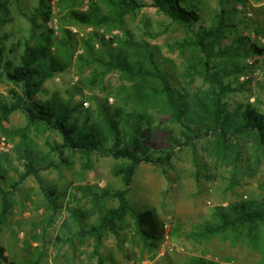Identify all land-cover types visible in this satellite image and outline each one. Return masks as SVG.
<instances>
[{
	"label": "rangeland",
	"instance_id": "374dc122",
	"mask_svg": "<svg viewBox=\"0 0 264 264\" xmlns=\"http://www.w3.org/2000/svg\"><path fill=\"white\" fill-rule=\"evenodd\" d=\"M138 1L148 6L126 15L124 25L116 27L82 24L68 17L69 8L61 0H49L52 16L48 22L41 17L34 20L39 0H10L9 22L0 28V37L5 39L7 56L18 61L23 42L34 35L52 30L60 37L62 28L72 31L75 43L71 66L48 79L37 98L56 96L82 105L83 114H75L74 119L83 120L86 114L96 121L101 103L112 110L124 107L131 111L133 104H125L129 93L124 88L128 90L132 83L117 70L102 77L100 59H107L109 51L122 49L132 61L146 64V44L174 86L189 96L208 100L210 83L188 71L202 54L190 48H174L175 43L188 37L185 27L151 6L152 0ZM187 1L198 4V28L210 27L224 12L233 26L220 44L223 47L237 46L238 37H245L250 45L264 49V0ZM69 2L79 12L88 11L92 2H99L104 11L109 9L104 0ZM86 41H90L91 49ZM211 65L213 71L223 73L226 83L244 85L223 98L230 111L253 105L264 113V51L248 57L216 55ZM11 86L5 78L0 79V98L9 97ZM149 114L152 124L143 134L147 145L154 155L170 149L174 154L165 166L143 162L134 175L128 198L138 211L157 210L167 230L161 246H144L130 215L119 222L118 236H104L98 253L92 237L81 239L79 231L100 216L93 191L122 187L121 179L112 173L121 161L103 152L86 155L65 149L60 155L51 149L55 142H62L57 132L32 128L25 135L16 133L27 126L25 113L17 111L0 126V141L6 139L11 146L9 152L0 155V183L8 189L19 179L26 150L47 168L41 173L42 184L30 175L14 194V206L0 235L10 259L18 264H264V225L252 232L227 231L207 239L196 235L199 226L219 220L220 208L228 211L231 204L255 205L264 200V146H257L254 135L231 134L225 152L218 133L188 143L184 127L172 114L158 107H150ZM50 191L54 194L49 198ZM117 204V200L105 201L106 206ZM70 209L82 211L84 217L79 221Z\"/></svg>",
	"mask_w": 264,
	"mask_h": 264
},
{
	"label": "trees",
	"instance_id": "16d2710c",
	"mask_svg": "<svg viewBox=\"0 0 264 264\" xmlns=\"http://www.w3.org/2000/svg\"><path fill=\"white\" fill-rule=\"evenodd\" d=\"M61 1L69 8L68 17L91 26L122 27L126 15L148 6L138 0H104L108 3L107 11L102 9L99 2H92L88 11L79 12L73 9L70 0ZM150 5L187 30L188 37L175 43V49L190 48L195 53L202 54L192 61L188 71L210 83L212 93L208 100L189 96L174 86L169 73L160 67L154 52L146 44L143 46L148 52L146 64L132 61L122 49L117 52L109 51L107 59H100L104 67L102 77L110 71L117 70L123 79L132 83L128 90L124 88V91L129 93L125 104H133L131 111H127L124 107H116L112 110L108 105L101 103L99 119L96 121H91L90 116L86 114L83 115V120L74 119L75 114H83L80 111L82 105L59 100L56 96L48 100L37 98V95L44 91V84L48 79L65 72L71 66L75 43L72 31L62 28L60 37H56L52 30H47L38 36L34 35L33 38L23 42V50L18 61L7 56L5 39L0 37V79L5 78L12 85L9 89V97L0 98V126L8 121L14 112L23 111L27 126L16 133L25 135L32 128L41 132H57L62 142H55L51 145V149L60 155L65 149L86 155L103 152L121 161L115 165L112 173L121 179L122 187L93 191L95 207L100 210L99 219L90 227H83L79 231L81 239L87 237L94 239L97 253L107 233L119 235V222L128 215L133 218L136 232L141 236L144 246L157 249L166 238L165 223L157 210L150 208L138 211L128 198L134 175L143 162L165 166L169 164L174 154L173 149H170L159 151L158 155H154L147 145V138H144L143 134L150 130L147 127H151L152 124L150 107H158L172 114L173 118L184 127L183 135L188 139V143L210 133H218L225 152L229 143L227 137L231 134L254 135L257 146L259 148L264 146V113L253 105H246L242 111L239 109L230 111L223 98L229 92L238 90L244 85L233 87L232 84L226 83L223 73L213 71L211 65L216 55L232 54L248 57L261 54L264 49L250 45L245 37H238L237 46L227 48L220 45L233 26L224 12L217 16L218 20L210 27L198 28L196 25L201 16L197 2L152 0ZM9 13L10 0H0V28L9 22ZM51 14L49 0H39V5L32 16L34 20L41 17L44 22H48ZM85 43L89 49L92 48L90 41ZM22 158L24 169L19 179L12 182L11 188L8 189L0 183V235L8 222L14 206V194L19 185L30 175H34L42 184L41 173L47 168L28 150ZM50 192L47 194L49 198L54 194L53 191ZM106 200H117L118 204L106 206ZM70 211L79 221L84 217L82 211L76 209ZM217 215L219 217L217 222H206L199 226L196 231L197 237L207 239L227 231L236 233L254 231L258 226L264 225V200L255 205L247 202L231 204L228 211L220 208ZM0 264H18L7 255V249L1 240ZM198 264L206 263L199 261Z\"/></svg>",
	"mask_w": 264,
	"mask_h": 264
},
{
	"label": "built area",
	"instance_id": "2783aa9c",
	"mask_svg": "<svg viewBox=\"0 0 264 264\" xmlns=\"http://www.w3.org/2000/svg\"><path fill=\"white\" fill-rule=\"evenodd\" d=\"M241 7V6H240ZM243 79L245 77H242ZM11 150L10 143L6 141V139H2L0 141V155L7 153Z\"/></svg>",
	"mask_w": 264,
	"mask_h": 264
}]
</instances>
